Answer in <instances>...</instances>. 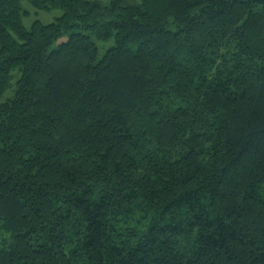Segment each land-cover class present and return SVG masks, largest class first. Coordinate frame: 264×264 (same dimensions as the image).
Segmentation results:
<instances>
[{"label":"trees","instance_id":"obj_1","mask_svg":"<svg viewBox=\"0 0 264 264\" xmlns=\"http://www.w3.org/2000/svg\"><path fill=\"white\" fill-rule=\"evenodd\" d=\"M23 1L0 264H264V0H27L62 10L30 27Z\"/></svg>","mask_w":264,"mask_h":264},{"label":"rangeland","instance_id":"obj_2","mask_svg":"<svg viewBox=\"0 0 264 264\" xmlns=\"http://www.w3.org/2000/svg\"><path fill=\"white\" fill-rule=\"evenodd\" d=\"M23 6L25 9H27L29 12L25 13L23 16V21L26 24V26L30 27L33 20L35 19H41L43 22H51L56 20L58 16L61 15L62 10L59 8H54L51 10H42L34 7L29 1L24 0L23 1ZM66 36H63L60 40L66 39ZM100 46V56L103 54L105 50V46L99 42ZM13 92V87H11L6 94L10 95Z\"/></svg>","mask_w":264,"mask_h":264}]
</instances>
